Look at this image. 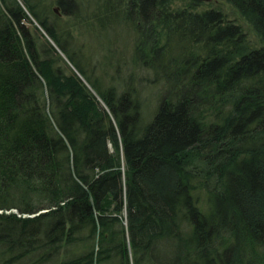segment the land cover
<instances>
[{"label": "trees", "instance_id": "trees-1", "mask_svg": "<svg viewBox=\"0 0 264 264\" xmlns=\"http://www.w3.org/2000/svg\"><path fill=\"white\" fill-rule=\"evenodd\" d=\"M179 1L99 9L137 28L146 65L194 51L151 64L177 78L142 127L132 83H94L103 107L43 59L24 23L63 42L48 17L0 0V264H264V48L223 12ZM226 1L264 43V0ZM78 2L58 0L61 17L78 18Z\"/></svg>", "mask_w": 264, "mask_h": 264}, {"label": "rangeland", "instance_id": "rangeland-1", "mask_svg": "<svg viewBox=\"0 0 264 264\" xmlns=\"http://www.w3.org/2000/svg\"><path fill=\"white\" fill-rule=\"evenodd\" d=\"M18 1L23 5L22 0ZM29 1L32 5H36L40 15H45L50 23L54 24L63 41L58 42L47 35L35 17L31 16L30 20H26L25 28L37 42L43 59L53 58L63 74L76 73L103 107L105 104L92 86L94 83L99 85L102 91L115 88L119 93L126 91V87L132 83L142 103V127H145L153 118L159 101L165 95L166 85L174 83L177 78V75L166 79L160 77L151 64L154 67L177 66L181 61H188L193 57V50L188 49L187 52L171 47L166 50L169 52H166L163 58L152 56L148 61L150 65H146L136 56L137 28L126 20L124 14L120 13L118 17L104 16V12L99 9L105 10V0H78L80 7L78 18L61 17L58 0ZM187 3L188 0H181L176 2V7L187 5ZM196 4L198 10L215 9L223 12L229 21L243 27L251 48H264V43L258 38L251 25L226 0H197ZM56 16L59 18L57 19ZM184 44L188 48L192 46L186 40ZM110 147L113 151L112 145ZM12 212L17 214V211H7V214ZM0 214H3V211H0ZM35 216L37 215L28 217Z\"/></svg>", "mask_w": 264, "mask_h": 264}, {"label": "flooded vegetation", "instance_id": "flooded-vegetation-1", "mask_svg": "<svg viewBox=\"0 0 264 264\" xmlns=\"http://www.w3.org/2000/svg\"><path fill=\"white\" fill-rule=\"evenodd\" d=\"M59 10H61L60 7H59ZM59 15H60V16L62 15L61 12L59 13Z\"/></svg>", "mask_w": 264, "mask_h": 264}]
</instances>
